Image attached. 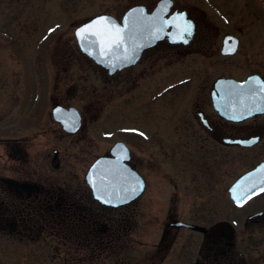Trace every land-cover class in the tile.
I'll use <instances>...</instances> for the list:
<instances>
[{"label":"flooded vegetation","instance_id":"1","mask_svg":"<svg viewBox=\"0 0 264 264\" xmlns=\"http://www.w3.org/2000/svg\"><path fill=\"white\" fill-rule=\"evenodd\" d=\"M131 9H135V36L150 40L142 48L138 59L110 72L107 67L88 58L109 79L138 66H149L157 71L173 69L185 72L187 75L182 74L180 80L163 89L176 90L182 95L181 100L187 96L197 105L194 113L182 114L180 118H175L178 114H174L164 119L167 128L155 130L154 134L137 124L131 125L126 132L134 138L139 137L140 132L146 137L152 163L157 161L154 143L156 146L159 144L161 153L176 170L165 177L167 192L164 196L169 204L158 251L162 248L168 251L172 230H176L173 233V238H176L177 229H182L202 234L190 251H186L184 244L178 247L177 256L182 260L187 253L191 259L188 264H264V247L239 246L235 235L264 232V190L242 205L234 202L229 191L239 175L264 161V110L243 113L245 92L234 82L226 81L244 82L252 77L249 93L253 98L250 99H264V0H129L120 13L99 11L84 21L107 13L122 23L124 14ZM140 19L141 22L138 21ZM189 23L192 25L190 35L184 31ZM56 26L49 25L45 36L40 38L51 39ZM38 44L41 47L40 42ZM43 52L41 48L35 50L36 61ZM2 77L0 103L5 107L4 116L0 119L5 134L0 136V238L9 243L17 241L30 246L40 243L42 238L51 239L48 244L59 249L60 254L66 253L65 257L74 260V264L104 263L106 257L121 254L123 247L131 245L137 204L151 185L139 166L134 145L126 139L117 138L94 156L85 171L78 172L79 168L75 170L72 165L71 148L74 136L84 128L85 113L77 106L81 115L80 126L76 131L67 130L55 118L53 108L59 105L66 111L73 104L61 95H50V128L55 130L56 135L57 131L60 133L61 144H55L52 152L46 150L47 146L42 149L40 139L49 130L42 132L35 125L20 123V117L25 116L20 109L26 104L21 101L24 95L21 93L19 97L14 91L16 88L23 91L24 81L21 88L19 83L4 81ZM37 107H31L27 115L29 118L24 117L22 122H37ZM70 115L67 117L72 120L67 126L73 127L76 116L73 113ZM175 121H178L176 124L179 127L171 131L168 127L175 125ZM163 122L159 124L165 127ZM15 132L19 133L12 136ZM83 138L87 140V137ZM118 141L127 146L126 162L143 177L145 186L130 201L113 205L95 197L86 173L98 156H114L111 149ZM254 149L261 150V158L239 173L226 187V194H222L232 210L247 209L245 213L221 216L213 210L203 216L183 217L173 212L174 201L180 198L198 200L219 196L215 193L218 153ZM81 151L85 155L77 161L84 167L83 163H87L90 155L86 149ZM122 153L125 154L121 149ZM176 173L179 176L208 175L209 193H202V184L205 183L194 180L186 185ZM185 190L188 192L184 194ZM121 260L118 264H122Z\"/></svg>","mask_w":264,"mask_h":264},{"label":"rangeland","instance_id":"2","mask_svg":"<svg viewBox=\"0 0 264 264\" xmlns=\"http://www.w3.org/2000/svg\"><path fill=\"white\" fill-rule=\"evenodd\" d=\"M128 3L129 0H0V78L3 75L4 81L19 83L21 88L24 81L23 91L20 88L14 91L19 97L24 95L21 101L26 106L21 108L20 112L27 119L31 112L30 108L35 109L38 106L36 110L38 118L37 122L31 120L22 122L25 119L21 116L20 123L26 126L35 125L42 132L49 130L40 139L42 149L47 146L46 150L52 152L55 144H61L60 133L57 131L56 135L55 130L50 128L52 122L49 114L52 104L49 100L50 95H61L65 101L78 106L85 113L84 128L79 135L74 136V146L71 148L74 162L72 165L75 170L79 168L78 172L85 171L94 156L117 138L126 139L134 145L139 166L149 178L151 185L138 201L131 245L123 247L121 254L106 257L104 263L97 261L89 264H118L120 258L122 264H188L191 261L189 255L186 253L184 259L180 260L177 256L178 247L184 244L186 251H190L202 234L177 229V237L173 238V233L176 232L174 229L169 237L172 242L169 244L170 249L167 251L162 248L158 251L166 220V208L169 204L164 196L167 192L165 177L169 172L173 173L176 170L161 153L159 144L156 146V142L154 143L157 161L154 160L152 163L146 137L141 135V132L136 138L131 137L129 133L126 134L131 125L135 124L154 134L155 130L167 128L164 119L174 114H178L175 118H180L182 114L194 113L197 105H194L187 96L181 100L182 95L176 93V90L163 89L166 85L176 83L182 74L187 73L173 69L157 71L149 66H138L109 79L80 50L74 35L75 27L94 13L107 10L120 13ZM53 24L58 25L53 37L48 41L40 38L42 35L45 36L48 26ZM39 42L41 47L37 46ZM38 48L44 52L36 61L34 53ZM4 107L5 105L0 103V118L4 116ZM160 122H163L165 127L160 125ZM177 122L175 121V125L169 126L168 129L173 131L174 128H178ZM31 125L27 128L30 129ZM11 127L14 128V125ZM4 129L0 119V136L5 134ZM18 133H12V136ZM83 137H87V140L85 141ZM82 149H86L88 156L90 155L87 163H83L84 167L77 161L85 155ZM45 153L43 154L46 155ZM224 154H217L219 163L216 168L215 193L219 196L198 200L180 198L174 201L173 212L176 215L203 216L215 210L217 215L224 216L243 214L247 211L234 208L232 210L229 202L225 200V195L222 194H226V187L239 173L261 158V150L246 152L232 150ZM177 177L183 179L182 182L186 185L192 184L194 180L203 182L205 185L202 184L204 188L202 193H209L208 175L199 173V177L188 174ZM183 192L185 194L188 191ZM212 192L214 191H210ZM235 235L239 246L264 247V232ZM4 240L5 238H0V264H74V260L65 257L66 253L60 254L59 249L56 250L54 246L48 244L51 239L42 238L40 243H33V246ZM152 253H155V258Z\"/></svg>","mask_w":264,"mask_h":264},{"label":"water","instance_id":"3","mask_svg":"<svg viewBox=\"0 0 264 264\" xmlns=\"http://www.w3.org/2000/svg\"><path fill=\"white\" fill-rule=\"evenodd\" d=\"M134 11L128 10L123 16V22L110 14H99L79 25L75 30V35L80 49L95 60L109 69L110 72L117 68L130 65L135 62L144 47L150 40L145 37L135 36L134 34ZM148 16V15H146ZM106 18V19H104ZM148 18V17H146ZM142 19L138 20L141 22ZM97 21L100 24L97 25ZM146 22V21H145ZM93 25V31L98 28L108 29L111 33L118 31L121 42L118 46L106 40H100L92 36L90 33L78 32L81 29ZM228 83L234 82L235 86L241 88L245 92L243 100V113H252V111L264 110V99L253 101V96L249 93L252 84V77L244 82H236L226 80ZM222 112V108L220 110ZM75 114L74 126H67L72 119L67 115ZM55 118L60 121L67 130L76 131L79 128L80 113L78 109L71 106L66 111L59 105L53 108ZM71 117V115H70ZM121 149L125 154H120ZM114 156H99L90 165L86 177L93 189V194L101 202L106 204H123L139 195L145 186L143 177L133 169L127 162L128 152L127 146L118 141L111 149ZM230 193L236 204L241 205L253 195L264 190V161L241 174L230 186Z\"/></svg>","mask_w":264,"mask_h":264},{"label":"snow or ice","instance_id":"4","mask_svg":"<svg viewBox=\"0 0 264 264\" xmlns=\"http://www.w3.org/2000/svg\"><path fill=\"white\" fill-rule=\"evenodd\" d=\"M106 19V18H104ZM97 25L100 24V21H97L96 22ZM93 25H89L87 28H84V29H81L79 32H78V35H80L81 33H90L92 36L96 37L98 42L100 40H106V41H109L110 43L118 46L121 42V37L117 32L115 33H111L110 30L108 29H103V28H98L97 30L93 31ZM191 29H192V25L189 23L184 31L187 32L189 35L191 34ZM181 38H183V36H181ZM233 50H234V47H233ZM141 135H143L141 133Z\"/></svg>","mask_w":264,"mask_h":264}]
</instances>
